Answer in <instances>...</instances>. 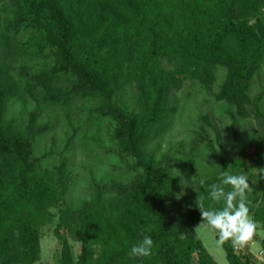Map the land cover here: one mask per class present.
<instances>
[{
	"label": "trees",
	"instance_id": "trees-1",
	"mask_svg": "<svg viewBox=\"0 0 264 264\" xmlns=\"http://www.w3.org/2000/svg\"><path fill=\"white\" fill-rule=\"evenodd\" d=\"M8 1L20 11L18 29L37 26L44 19L50 22L49 39L38 49L33 43L29 48L40 55L55 53L51 75L76 80L70 91L61 93L43 80L45 75L37 76L45 102L63 106L98 94L101 113L115 122L114 142L137 175L109 185L96 183L91 196L69 206L71 176L65 166L56 173L39 169L42 159L34 157L31 141L7 133L3 113L8 93L0 89V264L40 261L41 228L50 222L53 209L60 220L54 232L60 246L57 264H217L196 232L202 223L197 201L203 198L206 207L211 204L205 186L219 183L223 171L235 174V166L222 161L219 172L203 185L200 181L192 187L179 185L171 179L164 158L145 157L146 140L161 124L169 130L175 111L168 102L178 86L165 70V59L196 68L194 78L201 81L213 69L226 70L215 104L227 107L226 115L235 125L264 121V92L253 96L252 84L264 59V0ZM91 47L92 57L104 58L98 68L97 62L86 61ZM112 66H119L136 85L141 114L129 116L113 101L108 73ZM3 75L0 66V78ZM212 116L210 111L201 117L193 151L210 143ZM73 139L72 134L68 148ZM254 156L263 170L247 192L256 224L249 244L264 249V239L257 235L264 232V133ZM242 175L248 178L247 171ZM212 207L221 209L223 203ZM65 233L81 243L78 257ZM145 236L154 242L151 256L130 257L131 247ZM222 246L229 264H254L237 254L230 242Z\"/></svg>",
	"mask_w": 264,
	"mask_h": 264
},
{
	"label": "rangeland",
	"instance_id": "rangeland-1",
	"mask_svg": "<svg viewBox=\"0 0 264 264\" xmlns=\"http://www.w3.org/2000/svg\"><path fill=\"white\" fill-rule=\"evenodd\" d=\"M262 13L264 18V10ZM20 15L16 5L0 0V66L4 70L0 89L8 93L3 124L8 134H21L31 141L34 157L42 159L39 169L56 173L65 166V173L73 180V192L68 195L67 203L75 207L81 199L91 196L96 183L109 185L127 181L137 173L131 169V160L120 153L119 146L114 142L115 122L112 117L101 113V97L98 94L89 93L63 106H51L45 102L43 85L37 76L45 75L43 80L61 93L70 91L76 80L74 77L51 75V69L57 64L55 53L40 55L29 48L33 43L38 49V45L49 39L50 22L44 19L37 26L20 30L17 28ZM236 48L232 44V49ZM91 50L92 47L87 50L86 61L91 65L97 62L98 68L99 61L104 58L92 57ZM164 65L178 86L176 94L168 102L170 109L175 111L171 113L169 130L161 124L149 134L145 157L155 154L159 159L164 158L170 168L171 179L179 185L192 187L198 181L210 179L225 161L235 166V174L247 171L249 186L253 187V177L259 179L263 170L259 160L255 161L254 152L256 143L263 137L264 121L252 120L235 125L226 115L227 107L215 104V95L227 77L226 70L213 69L201 81L194 78L196 68L180 61L165 59ZM108 73L115 104L129 116L141 114L136 85L128 80L119 66L110 67ZM201 73H204L203 70ZM105 76L99 73L101 79L105 80ZM252 84L253 96L264 92V59ZM261 106L264 109V101ZM210 111H213L214 126L209 135L210 143L193 151L192 144L201 130L200 119ZM72 134L74 139L68 148L67 141ZM165 164L164 173L167 172ZM11 169L13 172L14 167ZM51 214L50 222L41 228V256L37 264H57L59 260L60 246L54 235L60 223L59 213L53 209ZM196 232L217 264H229L223 246L217 244L211 229L199 225ZM257 235L264 239V232L257 231ZM64 238L70 242L74 256L78 257L81 243L67 233ZM261 246L257 244L254 250H260Z\"/></svg>",
	"mask_w": 264,
	"mask_h": 264
},
{
	"label": "clouds",
	"instance_id": "clouds-1",
	"mask_svg": "<svg viewBox=\"0 0 264 264\" xmlns=\"http://www.w3.org/2000/svg\"><path fill=\"white\" fill-rule=\"evenodd\" d=\"M201 184L203 185V181ZM249 187L246 175L233 174L229 171L220 173L219 183L205 186V191L208 193L207 198L211 204L206 207L203 198L197 201L202 214L200 226L214 232L218 245L230 242L233 248L242 249L253 239L256 224L249 213L247 198ZM219 202L223 203L221 209L212 207L213 204ZM153 245L151 236H145L131 247L129 256L132 258L150 257Z\"/></svg>",
	"mask_w": 264,
	"mask_h": 264
},
{
	"label": "built area",
	"instance_id": "built-area-1",
	"mask_svg": "<svg viewBox=\"0 0 264 264\" xmlns=\"http://www.w3.org/2000/svg\"><path fill=\"white\" fill-rule=\"evenodd\" d=\"M237 254L247 256L254 264H264V249L254 250V243L248 244L242 249L235 248Z\"/></svg>",
	"mask_w": 264,
	"mask_h": 264
}]
</instances>
